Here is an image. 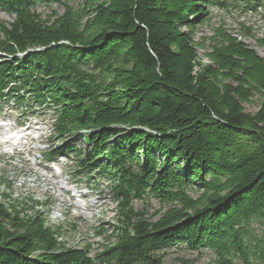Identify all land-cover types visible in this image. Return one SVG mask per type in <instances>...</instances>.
<instances>
[{"label": "trees", "instance_id": "1", "mask_svg": "<svg viewBox=\"0 0 264 264\" xmlns=\"http://www.w3.org/2000/svg\"><path fill=\"white\" fill-rule=\"evenodd\" d=\"M52 2L0 0L13 17L0 21V101L50 108L58 139L89 145L53 156L107 177L124 226L90 256L0 203V264H161L176 244L264 264V57L218 28L204 62L193 38L210 7L263 1L85 0L43 19L35 6ZM144 195L169 208L145 218L129 204Z\"/></svg>", "mask_w": 264, "mask_h": 264}, {"label": "rangeland", "instance_id": "2", "mask_svg": "<svg viewBox=\"0 0 264 264\" xmlns=\"http://www.w3.org/2000/svg\"><path fill=\"white\" fill-rule=\"evenodd\" d=\"M60 1L39 3L35 10L44 19L54 13L61 14L65 4L77 8L85 2ZM246 8L235 5L227 9L218 6L208 9L207 20L196 28L193 37L203 46L196 50L204 62V52L214 41L218 28L236 36L264 57V7ZM12 19L0 10L1 22L9 23ZM253 100L249 105H243L245 111L254 112L257 109L258 102ZM18 108L12 101L1 100L0 126L10 128L12 133L26 129L32 140H23L28 152L17 153L0 146V203L6 207L15 204L23 214L36 215L43 218L47 226H57L58 240L65 247L88 246L90 256L98 254L104 246L116 241L118 229L124 226L122 211L110 188V180L99 175H91L89 179L78 172L70 153L58 156L57 161L51 163L54 150H60L63 143L69 142L81 149H87L89 145L82 138L68 136L64 140L58 139L53 122L55 115L50 108L35 109L31 113L19 112ZM191 194L196 195L194 192ZM129 204L134 212L149 220H156L169 208L168 203H160L151 195L132 198ZM156 253L161 258V264H216L213 252L205 248L191 250L184 244L172 245ZM234 263L241 264L237 259Z\"/></svg>", "mask_w": 264, "mask_h": 264}, {"label": "bare ground", "instance_id": "3", "mask_svg": "<svg viewBox=\"0 0 264 264\" xmlns=\"http://www.w3.org/2000/svg\"><path fill=\"white\" fill-rule=\"evenodd\" d=\"M4 129L2 128V127H0V135H1V132L3 131ZM21 130V129H20ZM16 133H18L17 135H16ZM16 133H14V134H11L10 136H11V139L10 140H8L7 142H5V143H7V144H10L11 145V142L12 141H17V143H16V147L14 148V150L15 151H17V153H22L23 151L24 152H28V149H26L25 148V141H23L24 139H26V140H28V139H31L30 137H29V135L26 133V129H23V130H21V132H16ZM32 140V139H31ZM1 143L2 142H0V145H1ZM21 148H23V150H21ZM20 149V150H19Z\"/></svg>", "mask_w": 264, "mask_h": 264}]
</instances>
